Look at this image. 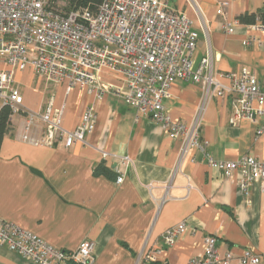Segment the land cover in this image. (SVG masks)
Instances as JSON below:
<instances>
[{
  "label": "crops",
  "instance_id": "crops-1",
  "mask_svg": "<svg viewBox=\"0 0 264 264\" xmlns=\"http://www.w3.org/2000/svg\"><path fill=\"white\" fill-rule=\"evenodd\" d=\"M167 1L198 33L196 65L212 53L213 72L223 84L229 85L230 76L244 68L264 83V29L251 27L257 17H264V0ZM221 3L224 14L217 13ZM243 15H254V22H242ZM252 38L259 41L244 44ZM100 77L106 84H123V77L109 70H102ZM16 86L30 110H42L50 100L64 107L65 130H74L90 106L96 122L83 142L47 146L22 141L25 116H11L0 146L2 220L67 251L90 240L95 243L94 264H137L148 253L153 257L146 264H193L204 253L209 235L216 236L221 255L239 256L249 249L264 264V192L259 181L242 190L239 174L226 178L209 165L204 151L181 154V140L113 92L99 97L79 84L52 83L31 67L16 72ZM164 105L172 122L186 125L204 106L200 139L214 159L264 160V135L256 134L259 123L249 118L231 122L232 96L206 99L198 84L179 80ZM99 165L106 172L96 174ZM181 223L186 229L167 245L164 233ZM0 264L38 263L0 242Z\"/></svg>",
  "mask_w": 264,
  "mask_h": 264
},
{
  "label": "built area",
  "instance_id": "built-area-1",
  "mask_svg": "<svg viewBox=\"0 0 264 264\" xmlns=\"http://www.w3.org/2000/svg\"><path fill=\"white\" fill-rule=\"evenodd\" d=\"M62 0H0V108L7 105L12 115L23 114L20 139L33 145L53 146L58 141L67 147L83 142L95 128L96 114L86 108L80 124L71 131L62 126L64 107L52 100L39 111L24 106L16 86V72L31 67L34 73L56 83L68 81L86 87L101 97L105 93L125 98L129 106L148 115L181 140V154L191 149L204 151L209 165L228 179L238 173L240 189L259 181L264 192V160L243 156L218 161L205 153L200 139L201 107L191 125L174 123L165 112L164 101L179 80L198 84L205 98H234L231 122L243 118L258 122L257 135H264V83L244 68L223 84L213 72V56L208 53L196 65L193 54L198 33L183 13L169 8L167 0H103L97 10H68ZM224 5L217 8L224 14ZM253 28L264 29V17H257ZM230 31V28H227ZM258 42L246 39L245 45ZM109 70L123 77L114 86L101 80L100 72ZM38 130L41 133L38 135ZM192 161L195 157L191 158ZM127 156L123 162H128ZM124 174L117 177L121 183ZM181 223L168 229L164 242L172 245L186 229ZM217 238H205L204 253L193 264H260V256L246 249L239 256L221 255ZM0 242L38 264H94L95 243L86 240L76 250L67 251L47 244L34 233L0 218ZM137 264H146L147 254Z\"/></svg>",
  "mask_w": 264,
  "mask_h": 264
},
{
  "label": "trees",
  "instance_id": "trees-1",
  "mask_svg": "<svg viewBox=\"0 0 264 264\" xmlns=\"http://www.w3.org/2000/svg\"><path fill=\"white\" fill-rule=\"evenodd\" d=\"M57 1V0H54ZM65 2L64 8L68 10H84L91 9L97 10L98 6L101 4L103 0H62ZM240 20L244 23H253L255 20L254 15H243L240 17ZM12 110L9 106L5 105L0 108V146L2 140L6 133L9 131V126L11 122ZM106 172L103 165H99L95 169L96 174H102ZM67 264H73L72 262H68ZM150 264H159L157 261H152Z\"/></svg>",
  "mask_w": 264,
  "mask_h": 264
},
{
  "label": "rangeland",
  "instance_id": "rangeland-1",
  "mask_svg": "<svg viewBox=\"0 0 264 264\" xmlns=\"http://www.w3.org/2000/svg\"><path fill=\"white\" fill-rule=\"evenodd\" d=\"M46 80H48V79H46ZM50 82H52V83H56V82H54V81H51V80H49Z\"/></svg>",
  "mask_w": 264,
  "mask_h": 264
}]
</instances>
